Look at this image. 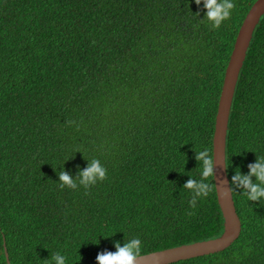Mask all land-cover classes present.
<instances>
[{"label":"trees","instance_id":"trees-1","mask_svg":"<svg viewBox=\"0 0 264 264\" xmlns=\"http://www.w3.org/2000/svg\"><path fill=\"white\" fill-rule=\"evenodd\" d=\"M233 2L212 30L195 0H0V264H49L56 252L97 264L126 239L139 238L142 255L224 232L214 178L195 208L183 186L201 178L198 151L213 157L225 69L255 0ZM261 156L264 14L226 139L241 234L168 264H264V200L232 183ZM93 158L107 179L86 195L78 177ZM61 169L77 189L59 188Z\"/></svg>","mask_w":264,"mask_h":264},{"label":"water","instance_id":"water-1","mask_svg":"<svg viewBox=\"0 0 264 264\" xmlns=\"http://www.w3.org/2000/svg\"><path fill=\"white\" fill-rule=\"evenodd\" d=\"M263 14L264 0H255L238 30L225 69L221 95L218 101L213 137V178L217 199L224 217V232L212 239L142 254L136 264H168L204 254L220 252L232 245L240 236L242 222L237 212L233 193L225 195L228 188L231 187L226 164V139L239 74L246 58L253 32ZM6 254L8 257V253ZM8 262L10 264L9 259Z\"/></svg>","mask_w":264,"mask_h":264},{"label":"clouds","instance_id":"clouds-1","mask_svg":"<svg viewBox=\"0 0 264 264\" xmlns=\"http://www.w3.org/2000/svg\"><path fill=\"white\" fill-rule=\"evenodd\" d=\"M197 5L203 4L205 18L210 24L212 30H218L221 24L231 18L232 10L236 7L233 0H195ZM72 122H69L71 124ZM197 152V151H196ZM196 160L201 162V178L194 179L191 175L188 181L184 184V189H187L192 194L189 204L195 208L196 202L200 198H206L211 191L212 185L206 181L214 176L213 157L209 154L208 149L198 151ZM59 188L63 189L67 186L70 189H77V182L66 171L62 169L58 173ZM255 177V182H253ZM107 179V169L102 166L98 159L93 158L89 166L79 172L78 182L84 187L85 194L91 186ZM232 183L235 187L243 189L242 195L246 196L249 201L258 202L264 200V156L258 157L257 162L249 165L248 174H241L237 170L232 177ZM234 188L229 187L225 195L231 194ZM115 252H101L97 255V264H136L138 258L141 257L142 243L139 238L126 239L123 246L119 242L115 245ZM67 257L59 252L51 254L49 264H66Z\"/></svg>","mask_w":264,"mask_h":264}]
</instances>
